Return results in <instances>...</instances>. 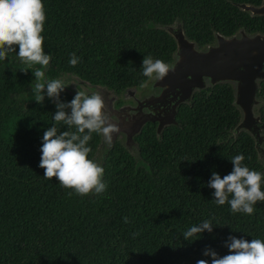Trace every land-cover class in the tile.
I'll list each match as a JSON object with an SVG mask.
<instances>
[{"label":"trees","instance_id":"obj_1","mask_svg":"<svg viewBox=\"0 0 264 264\" xmlns=\"http://www.w3.org/2000/svg\"><path fill=\"white\" fill-rule=\"evenodd\" d=\"M259 2L42 0L41 35L51 60L46 68H34L49 80L70 74L113 92L137 87L147 80L144 56L171 61V24L202 48L215 34L263 32L264 13L240 7ZM72 53L81 61L75 67L69 64ZM25 67L16 53L0 61V264H196L201 259L211 264L203 251L227 255L229 236L264 240V202L254 205L251 216L233 214L227 203H215L208 187L213 172L223 178L232 171L231 159L238 154L250 170L264 174V78L255 79L251 106L258 116L256 134L237 125L240 111L230 80L193 87L175 105L172 122L158 130L153 122L143 123L130 147L114 139L100 150L101 135L93 134L88 158L100 150L97 164L107 190L81 197L69 196L72 190L55 177L43 178L42 137L55 123L56 106L46 89L43 103L35 101L36 80L31 69L20 71ZM73 91L67 85L60 100L70 102ZM204 220L212 221V232L184 240L182 234Z\"/></svg>","mask_w":264,"mask_h":264},{"label":"clouds","instance_id":"obj_2","mask_svg":"<svg viewBox=\"0 0 264 264\" xmlns=\"http://www.w3.org/2000/svg\"><path fill=\"white\" fill-rule=\"evenodd\" d=\"M45 20L42 0H0V61L16 53L21 63L26 65L20 71L31 69L36 80L33 87L35 101L43 103L46 89L47 97L55 103V123L44 131L40 149L39 167L44 169L43 178L52 180L55 177L62 187L72 190L68 192L69 196L73 193L81 197L101 194L107 190V184L103 181L104 169L88 158L92 151L88 145L93 134L102 135L104 141L111 145L120 127L114 122L99 93L76 91L70 102H62L60 94L67 85L60 79L49 80L44 71L34 68L36 65L46 68L51 60V54L44 52V37L41 35ZM80 62L75 53L70 55V66L75 67ZM170 71H175L174 65L160 59L154 60L151 55L144 56L142 60V75L148 81H161ZM59 125L66 126L67 130L61 131ZM244 160L242 154L234 156L231 159L232 171L223 178L213 172L208 187L214 189L217 205L227 203L233 214L251 216L255 212L254 205L264 202V174L250 170L243 163ZM124 221L129 222L127 217ZM213 225L212 221L204 220L185 231L183 238L191 243L205 231L211 233ZM135 235L137 233H133ZM225 247L228 249L227 255L219 256L207 247L203 255L211 258V264H264V240L252 239L249 242L229 236ZM196 264H208V261L201 259Z\"/></svg>","mask_w":264,"mask_h":264},{"label":"water","instance_id":"obj_3","mask_svg":"<svg viewBox=\"0 0 264 264\" xmlns=\"http://www.w3.org/2000/svg\"><path fill=\"white\" fill-rule=\"evenodd\" d=\"M240 7L250 13H264V0L257 4L241 3ZM171 34L175 41V58L172 62L175 71H170L157 84L163 86L161 94L167 91L171 93L169 98H172V102L165 114L146 117L156 120L155 130L173 121L174 105L186 99L193 87L202 86L204 77L210 82L232 81L234 102L240 111L237 125L248 128L251 124H257L258 116L253 114L251 106L255 101V79L264 78L261 67L264 60V31L250 35L243 31L237 35L215 34L214 42L202 49L195 48L179 27L173 29ZM144 119L137 122L136 130Z\"/></svg>","mask_w":264,"mask_h":264},{"label":"flooded vegetation","instance_id":"obj_4","mask_svg":"<svg viewBox=\"0 0 264 264\" xmlns=\"http://www.w3.org/2000/svg\"><path fill=\"white\" fill-rule=\"evenodd\" d=\"M207 45H205L204 47H206ZM174 58L175 49L173 51L172 59L170 62H168V64L172 65ZM203 81L204 84L210 82L205 77L203 78ZM142 84H146V86L141 87ZM162 88L163 86L157 84V81H148L147 79L137 87L127 86L122 88L118 92H113L98 85L92 86L89 91L86 90L84 92L88 94H91L93 92L99 93L104 98V101L107 105V110L113 116L114 122L118 123L120 127V132L114 134L113 140H120L126 147H130L134 143L132 139L133 134L143 123L150 121L153 122V125L155 127L156 120H151L146 117H151L153 115L159 116L167 112L169 105L172 102V98H169L171 93L167 91L166 93L162 92L161 94ZM73 93L76 94V91H73ZM140 119L144 120L136 130L135 127H137V122ZM245 129L256 134L258 125L251 124L250 126H248V128ZM104 142V138H101L100 145H102Z\"/></svg>","mask_w":264,"mask_h":264},{"label":"rangeland","instance_id":"obj_5","mask_svg":"<svg viewBox=\"0 0 264 264\" xmlns=\"http://www.w3.org/2000/svg\"><path fill=\"white\" fill-rule=\"evenodd\" d=\"M175 28H178V27H176V25L173 23V24H171L170 26H169V29H170V32L173 30V29H175ZM238 33H236L235 35H237ZM61 79L62 81H64V79H66V85H68V86H71L72 87V89L74 90V91H86V90H88L89 91V89L92 87V86H95V85H92V84H89V83H85L84 82V84H82L81 83V81L80 80H76L73 76H71L70 74H66V75H62V76H60V77H58V79ZM62 78H64V79H62ZM35 83L36 82H34L33 84H32V86L34 87V85H35ZM92 90V89H91ZM242 127V126H241ZM101 138H103L102 136H101ZM103 146V144L102 145H100V150H101V147ZM100 150H99V152H100ZM99 152L97 151V153L94 155V157H93V161L94 162H98V158H99Z\"/></svg>","mask_w":264,"mask_h":264}]
</instances>
